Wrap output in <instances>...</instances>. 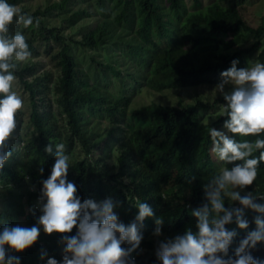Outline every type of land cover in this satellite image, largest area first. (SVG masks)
<instances>
[{"label": "trees", "instance_id": "1", "mask_svg": "<svg viewBox=\"0 0 264 264\" xmlns=\"http://www.w3.org/2000/svg\"><path fill=\"white\" fill-rule=\"evenodd\" d=\"M21 1L7 0L15 6ZM22 13L34 17L33 25L24 28L14 22L9 26L10 34L25 35L34 57L39 55L37 40L56 42V53L51 52L58 74L53 80V72L39 70L38 62H16L13 74L29 95L33 130L23 144L21 155L28 161L27 167H31L24 170L26 166L13 168L5 164L0 169L2 188L11 192L18 184L17 188L25 191V194H9L16 200L17 210L10 207L5 212L0 211V232L5 224L16 222L10 218L13 214L24 217L26 228L37 225V218L43 213L34 209L33 203L40 200L42 181L51 175L55 143H64L66 154L71 157L67 179L77 187V196L82 202L113 199L118 203L114 211L125 225L138 215L137 198L152 208L154 216L146 218L140 229L142 250L136 249L131 258L135 264H162L155 254L159 242L183 235L188 228L198 231L191 212L205 202L203 185L219 169L211 153L212 141L207 130L224 127L228 117L223 111L214 122L201 123L198 114L209 109L217 112L218 104L226 106L227 102L224 97L212 103L200 98L189 103L180 101L177 106L150 102L134 108L130 122L122 119L127 116L131 97L144 87L161 92L199 85L217 86L221 82L220 73L228 70L233 60H238L237 67L242 68L244 56L264 43V14L259 25L252 27L236 8L224 6L217 0L205 6H200V0H194L191 10L187 9L185 0H54L46 7L38 5L33 12L24 9ZM49 15L56 16L61 24L65 22L67 28L82 19L93 18L97 24L72 39L43 19ZM35 18L40 21L38 27ZM110 23L133 28L137 47L151 51L152 60L146 68L138 66L133 74L126 70V75L121 77L120 67L125 62L117 66L91 57L90 63L95 66L88 64L82 72L73 47L90 50L102 46L106 43L103 36L109 31ZM245 34L253 35L255 41L253 46L241 48L237 40ZM129 51L140 54L135 47L130 46ZM257 59L264 63V47ZM99 68L120 78L122 84L118 93L101 88L96 77L102 73L95 71L93 76L90 73ZM90 76L94 77V82ZM101 123L110 124V128L102 131ZM235 138L241 141L257 137ZM259 138H264V134ZM50 142L52 154L45 151ZM254 155L258 156L259 152ZM232 166L225 164V167ZM31 188L35 189L30 191ZM243 190L246 194L264 196V162L258 166L253 185ZM260 201L264 199L256 200ZM26 204L28 209H24ZM228 205L226 200L225 207ZM248 215L249 222L256 226L254 218L259 214L249 209ZM157 219H163V237L154 239ZM228 227L230 225H226ZM77 231L74 227L71 233L48 235L40 226L38 240L30 248L23 252L11 250L8 245L5 248L8 255L19 258L20 264H47L49 258L62 264L65 245L60 241L65 235L75 236ZM245 237H239L238 246ZM41 241L43 244L39 243ZM238 246L230 245V257H235ZM42 252L46 253L43 259ZM251 254L264 261V242L258 243Z\"/></svg>", "mask_w": 264, "mask_h": 264}, {"label": "clouds", "instance_id": "2", "mask_svg": "<svg viewBox=\"0 0 264 264\" xmlns=\"http://www.w3.org/2000/svg\"><path fill=\"white\" fill-rule=\"evenodd\" d=\"M14 22L29 28L34 17L22 13L7 0H0V169L13 151H17L10 141L17 130V114L24 108L22 96L14 90L16 62L31 57L25 35L21 32L10 34L9 26ZM39 23L35 18L37 27ZM238 63L233 60L232 66L220 73L221 82L216 86L227 102L222 106L228 117L224 122L227 133L212 127L207 130L212 141L211 153L219 162L234 166L219 168L203 185L205 202L191 212L198 231L188 228L183 235L159 242L155 254L162 264H264L251 254V250L264 241V204L256 202L264 196L253 192L241 195V190L253 185L258 166L264 162V138H259L264 134V63L249 61L246 68H238ZM226 86H231L230 90L225 91ZM236 136L257 138L237 141ZM45 151L53 153L51 142ZM257 152L259 155L255 156ZM70 160L66 145L55 143L51 175L42 181L40 200L33 203V208L40 209L43 214L31 228L5 224L0 232V264H20L19 258L8 255L5 246L16 252L25 251L38 240L40 226L48 235L71 233L74 227L78 229L75 236L65 235L60 241L65 245L62 264H135L131 254L138 248L142 250L140 229L146 218L154 216L152 208L137 198L138 215L125 225L114 211L118 203L113 199L82 202L77 196V187L67 179ZM40 171L42 173L43 168ZM226 200L230 203L227 207ZM245 209L261 215L254 218L256 229L240 241L233 258L228 253L237 233L228 230L226 225L236 223L240 229H248ZM155 223L154 235L160 236L163 219ZM124 244L131 247L124 248ZM45 256L42 252L41 259ZM47 264L61 262L49 258Z\"/></svg>", "mask_w": 264, "mask_h": 264}, {"label": "rangeland", "instance_id": "3", "mask_svg": "<svg viewBox=\"0 0 264 264\" xmlns=\"http://www.w3.org/2000/svg\"><path fill=\"white\" fill-rule=\"evenodd\" d=\"M52 1L54 0H22L16 6L20 8L21 12L24 9H27L29 13H31L37 8L38 5H40L41 7H46L49 5V2ZM212 1L214 0H200V6H205L211 3ZM217 1L224 6H232L236 8V10L240 12L244 20L252 27H256L257 25H259V23L261 22V17L264 14V0H217ZM185 3L187 9L189 10L193 9L194 0H185ZM55 17L56 16L49 15L44 17L43 19L49 21L50 25L58 26L61 29V32L67 38L69 35H71L72 39L79 38L82 33L88 31L97 24L95 23V20L93 18L82 19L79 20L73 27L67 28L65 27L66 26L65 22L61 24L60 21ZM100 18L101 17H99V19ZM103 37L105 38L106 43L98 48H92L90 50L87 49L82 50L79 47L76 46L73 47L74 53L77 56H79V61H80L79 65L82 69V72L86 71V67L88 64L89 65L91 64L90 63L91 57H94L96 61H108L113 64L116 63L117 66H121L125 62V65L120 67L122 71V73L120 74L121 77L126 75L127 72L126 70H129L130 73L133 74L135 72V69L138 70L139 67L146 68L152 60L151 51L149 49L137 47L136 45L137 38L135 37L133 28H127V27L121 28L120 26L113 25V23H110L109 31ZM254 41L255 38L253 37V35L245 34L244 36L240 37L237 40V43L241 48L251 47L253 46ZM35 44L38 46L39 55L36 57L31 55V57L26 61L30 60L31 62H38L39 70L41 69L51 70L53 72V80H56L55 77L58 74V70L54 67L55 60L52 59V52L56 53V50L58 48L57 43L54 42L53 40L47 43L41 40H37ZM130 46L137 48L138 51H140V54L136 55L131 53L129 51ZM262 47H264V43L258 45L256 48L253 49V51L250 54L244 56L242 60V68L248 67L249 61H252L253 63L258 61L257 58ZM91 65L95 66V63ZM95 71L102 73L98 78L96 77V81L99 83L101 88L107 89L112 94L118 93L119 87L122 84L120 78L115 77L114 75H112V73H110L106 69H100V68L94 70L92 69L90 71V73H92V76L93 73H95ZM90 80L91 82L95 81L94 77L91 76H90ZM230 88L231 86H226L225 91L230 90ZM14 90H16L22 96L24 100V108L17 114V121H18L17 130L14 133V138L10 141V143L14 147H16L17 151L13 152L12 157L8 161H6L5 164L10 165L13 168L17 166L20 167L26 166V168L24 169L26 170L27 168L31 167V165L27 167L28 161L26 160V158L22 157L21 151L23 144L26 142L28 135H30L31 131L33 130L32 123L30 122L29 119V113H30L29 95L28 92L24 90L22 84L20 83L17 77L14 84ZM219 97H223V94L219 92V89L216 88L215 85H199L196 87L169 89L161 92H155L144 87L140 92L134 94L131 97L127 111V116L122 120L124 122H130L128 120L130 118V114L132 110L141 105L149 104L150 102L177 106L180 101L182 103H189V102H194L197 98L212 103L216 98ZM50 98L54 99V97L52 96H50ZM51 102H52L51 103L52 109L56 111L57 107L54 101ZM217 107L219 108L217 112L212 111V109H209L208 111L200 112L198 114V120H200L201 123H212L215 120H217V117L221 115L223 112L222 106L220 104H218ZM61 123L62 122L60 121V124ZM109 128H110V124L101 123L99 125V129H101L102 131L108 130ZM215 129L227 133V130L223 126H220L219 128L215 127ZM16 135H19L18 136L19 140L16 138ZM213 157L216 163L218 164L219 168L225 167L224 162H219L214 155ZM12 184H14V186L16 185L15 183ZM17 185L12 189L11 192H8L7 189L2 188V186L0 185V211L5 212V209L10 207L17 210V202L12 196L15 195V193L17 192L19 193L25 192L23 188L20 187L17 188ZM11 193L13 195H9ZM245 194H246L245 190H241V195H245ZM258 203L264 204V201H260ZM24 209H28L27 204ZM248 212L249 209H245V219L249 222ZM258 214L261 215L260 213ZM10 218L15 219L16 222H14V224L13 223L10 224L9 226L24 227L25 222L23 216H20L18 214L16 215L13 214L12 216H10ZM255 229L256 226L252 225L250 222L248 229H240L236 223L230 224L228 230L230 231L235 230L237 233L236 237H234L231 246L234 247L238 246L237 242H239V237L242 235H247L248 232L253 231ZM157 237H161V235L160 236L155 235L153 238L156 239Z\"/></svg>", "mask_w": 264, "mask_h": 264}]
</instances>
